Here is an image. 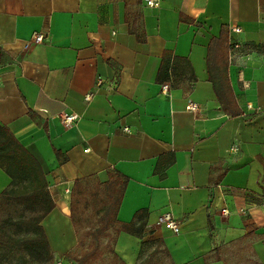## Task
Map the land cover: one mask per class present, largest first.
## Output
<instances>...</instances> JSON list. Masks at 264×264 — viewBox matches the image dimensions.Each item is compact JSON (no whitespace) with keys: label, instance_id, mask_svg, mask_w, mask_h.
I'll list each match as a JSON object with an SVG mask.
<instances>
[{"label":"crops","instance_id":"0c3cea01","mask_svg":"<svg viewBox=\"0 0 264 264\" xmlns=\"http://www.w3.org/2000/svg\"><path fill=\"white\" fill-rule=\"evenodd\" d=\"M158 1L0 0V126L44 171L55 208L41 226L57 264H75L66 255L79 246L75 182L110 171L128 179L118 220L145 211L162 245L146 260L157 249L171 264H228L242 244L264 264V0ZM216 54L239 116L216 95ZM63 112L78 121L65 127ZM11 182L0 168V195ZM166 212L178 233L157 224ZM143 249L126 232L114 244L120 264H140ZM216 250L222 260H206Z\"/></svg>","mask_w":264,"mask_h":264},{"label":"trees","instance_id":"16d2710c","mask_svg":"<svg viewBox=\"0 0 264 264\" xmlns=\"http://www.w3.org/2000/svg\"><path fill=\"white\" fill-rule=\"evenodd\" d=\"M225 32V28L223 29ZM223 37V35H222ZM214 43H221L213 40ZM211 48V47H210ZM216 54V62L209 64V71L216 95L222 108L228 116H239L240 111L231 112L229 104L234 99L233 89L230 84L228 71V60L222 61ZM211 58V53H210ZM225 62L226 66L222 63ZM7 63L3 50L0 49V66ZM166 62L164 60L159 73V79H164ZM59 155V153H58ZM0 168L12 179L10 186L0 195V210L11 206H21L24 210L31 212L28 218L14 220L12 218H0V232H5L6 227H15L18 233L27 232L31 234L20 239H9L17 250L25 249L29 254L43 264H54V255L41 222L54 210L55 204L48 191V184L41 165L22 146L6 128L0 126ZM128 179L119 172L110 171L109 180L105 183L97 178H88L75 182L72 190L71 219L77 230L79 246L81 248L84 240L87 245L80 251H72L66 255V260L75 264H96L104 259L105 252L113 255L111 264H120L118 256L114 251V244L122 232L141 237L147 228L146 212L139 211L130 224L118 220V212L122 199L126 192ZM91 207L96 217L92 227L87 226L85 211ZM84 231L80 233L79 227ZM250 234L244 239H248ZM102 239H107L104 247L101 246ZM166 253H168L166 251ZM159 254L155 250L145 264H152L154 258ZM214 259L221 261L220 252L216 250L213 255L206 257V260ZM17 264H26L23 256L18 258Z\"/></svg>","mask_w":264,"mask_h":264},{"label":"rangeland","instance_id":"374dc122","mask_svg":"<svg viewBox=\"0 0 264 264\" xmlns=\"http://www.w3.org/2000/svg\"><path fill=\"white\" fill-rule=\"evenodd\" d=\"M31 215V212L24 210L21 206H11L5 208L4 210H0V218L3 219L12 218L14 220H19L21 218H28ZM85 219L87 221V226L92 227L94 225L93 223L95 222L96 217L93 215L91 207H88V209L85 211ZM82 228V226L79 227L80 233L84 231ZM30 235L31 234L27 232L18 233L15 227H6L5 232H0V264H17L18 258L20 256L25 258L26 264H43L39 260L33 258L25 249H15L12 245L13 242L9 239L10 237L14 239H20ZM142 239L144 240V249L140 264H145V260L149 257L150 253L155 248H161L162 245L159 243V241L154 240L150 231L144 232L142 234ZM87 242L88 240L85 239L81 248H78L77 251L85 248ZM106 242L107 239H102L101 246L104 247ZM251 256L250 249L245 247L242 248V244H234L230 248H227L223 253V259L228 264H250ZM112 258L113 255L106 251L104 259L96 264H111ZM54 261V264H57L55 257ZM152 264H171V261L169 257L166 256V254L161 253L154 259Z\"/></svg>","mask_w":264,"mask_h":264},{"label":"built area","instance_id":"2783aa9c","mask_svg":"<svg viewBox=\"0 0 264 264\" xmlns=\"http://www.w3.org/2000/svg\"><path fill=\"white\" fill-rule=\"evenodd\" d=\"M145 1H146V4L150 7H157L159 5L158 0H145ZM233 31L238 34L241 32V29L240 28H234ZM44 39L45 38L42 35L37 36L35 38V43L43 42ZM165 88L167 89V86H165ZM86 100L90 101L91 95H88L86 97ZM187 109H188V111H195L197 109V106L194 104H190V105H188ZM58 118L60 119L61 123L65 127L69 128V127H72L78 121L79 117L77 114H74V113L70 114L67 112H63L58 116ZM126 131L128 132L129 130L126 129ZM157 224L158 225H162V224L168 225L173 230L174 233H178L180 231L179 222L175 219V217L170 212H166V213L162 214L159 217Z\"/></svg>","mask_w":264,"mask_h":264}]
</instances>
